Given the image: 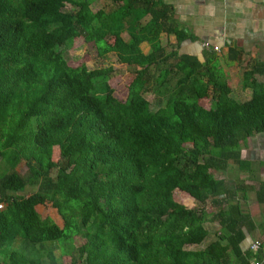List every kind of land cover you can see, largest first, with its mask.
<instances>
[{"label":"trees","instance_id":"16d2710c","mask_svg":"<svg viewBox=\"0 0 264 264\" xmlns=\"http://www.w3.org/2000/svg\"><path fill=\"white\" fill-rule=\"evenodd\" d=\"M95 1L0 0V253L19 240L44 255L5 250L3 264H57L44 245L75 237L68 264H229L246 189L211 171H244L241 146L264 134V62L242 72L249 98L236 101L205 54L165 52L160 34L176 45L188 36L162 3L111 0L92 12ZM77 37L131 69L123 100L111 66L67 65L63 47ZM46 203L61 228L36 213ZM209 220L219 229L206 243Z\"/></svg>","mask_w":264,"mask_h":264},{"label":"crops","instance_id":"0c3cea01","mask_svg":"<svg viewBox=\"0 0 264 264\" xmlns=\"http://www.w3.org/2000/svg\"><path fill=\"white\" fill-rule=\"evenodd\" d=\"M156 1L170 10L173 25L188 36L176 45L173 35L160 34L159 43L166 53L175 50L177 55L192 56L200 63H203L202 54H205L207 59H211L208 65L220 70L225 78L229 73L237 71L241 79L246 68L255 62H264V0ZM203 43L217 47L218 51L203 49ZM139 49L144 54L149 51L146 43L140 44ZM226 82L229 85L228 77ZM238 87L241 88L240 80ZM239 160L244 171L231 164L216 178L224 180L229 186L246 189L245 199L238 200V194L235 201L248 220L237 228L241 234L239 253L237 256L230 254L228 262L253 264L264 257V134H254L245 140L239 152ZM257 194L263 201L257 200ZM204 229L209 235L212 234L207 243L213 239L219 225L217 221L209 220L204 224ZM253 242L259 243L255 252L249 250ZM21 246L18 240L13 248ZM5 261L1 260L0 264Z\"/></svg>","mask_w":264,"mask_h":264},{"label":"rangeland","instance_id":"374dc122","mask_svg":"<svg viewBox=\"0 0 264 264\" xmlns=\"http://www.w3.org/2000/svg\"><path fill=\"white\" fill-rule=\"evenodd\" d=\"M110 3L111 0H97L90 6V9L92 12H95L98 9L106 10ZM123 38L126 39L125 36H123ZM63 51L64 59L67 65L70 67L84 65L88 70H93L97 68H105L111 66L114 69L115 73L113 74L112 78L108 81V83L114 91V96H116L120 100H123L125 98L126 87L131 78V69L128 67H124L123 65L117 64L113 55H106V57L104 58L97 57L94 47L91 44L84 43L83 40L78 37L71 39L69 42H67L63 47ZM239 70L241 71V69ZM217 72L221 74L220 70H217ZM227 77L231 88V97L236 101L247 100L249 98V92L242 91L241 88L238 87L240 73H237V71L231 72L227 75ZM144 98L150 104V109L156 108L155 97L152 94L148 93L144 96ZM206 102V100H201V104L203 106H206ZM18 171L19 174H23L25 172V167L21 166ZM211 173L214 177H217L219 174L218 172L213 171H211ZM174 200L178 202L182 201L183 205L188 208L193 207V204L188 201L187 197L185 198V196L181 194L175 193ZM1 208H3L2 205ZM206 208L207 211L210 210V207L208 205ZM35 211L41 219L49 218L57 227H62L61 219L57 215L56 211L50 207L49 203H46L42 206H36ZM209 231L211 232V230ZM82 243L83 240L78 237H75L72 239L71 242H65L60 244L47 243L44 246H46L45 248L50 249V252L53 255L54 262H57V264H68L70 257L75 258L77 256L75 247L81 245ZM5 250L19 251L25 254L28 258L39 260L41 263V258L44 256L42 252H39V250H32V247L30 245L24 244L23 246L17 249L9 247ZM4 252L2 250L0 253V262L1 260L5 261V258L3 256L5 255Z\"/></svg>","mask_w":264,"mask_h":264},{"label":"built area","instance_id":"2783aa9c","mask_svg":"<svg viewBox=\"0 0 264 264\" xmlns=\"http://www.w3.org/2000/svg\"><path fill=\"white\" fill-rule=\"evenodd\" d=\"M201 47L203 48V49H210V50H212L213 52H217L218 50V48L217 47H215V46H209L207 43H203L202 45H201ZM2 208H1V205H0V210H1ZM258 247H259V243L258 242H253V243H251L250 244V246H249V250L251 251V252H255L257 249H258ZM253 264H264V257L260 260V261H256L255 263H253Z\"/></svg>","mask_w":264,"mask_h":264}]
</instances>
